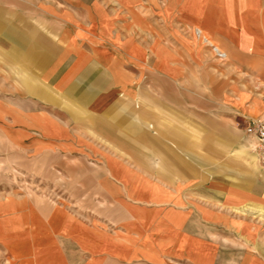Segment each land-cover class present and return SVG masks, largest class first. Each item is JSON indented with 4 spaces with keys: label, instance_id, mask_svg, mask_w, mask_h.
<instances>
[{
    "label": "crops",
    "instance_id": "0c3cea01",
    "mask_svg": "<svg viewBox=\"0 0 264 264\" xmlns=\"http://www.w3.org/2000/svg\"><path fill=\"white\" fill-rule=\"evenodd\" d=\"M0 45V143L88 200L0 196L17 263L264 264V172L195 158L264 115V0H0Z\"/></svg>",
    "mask_w": 264,
    "mask_h": 264
},
{
    "label": "rangeland",
    "instance_id": "374dc122",
    "mask_svg": "<svg viewBox=\"0 0 264 264\" xmlns=\"http://www.w3.org/2000/svg\"><path fill=\"white\" fill-rule=\"evenodd\" d=\"M3 37L4 36H1V38ZM6 38V43H13V35H7ZM41 38L51 39V37L48 36H42ZM198 42L200 45L204 46L200 42V38ZM2 45H0V48L3 49ZM214 45L217 46L216 44ZM212 57L217 65H224L227 63V60L223 62L216 60L213 54ZM0 58L3 59L4 55L0 54ZM13 70L14 68L12 67L0 66V75L3 77L4 75H8L9 71ZM255 102L257 101H252L251 105H255ZM215 122L230 123L229 126L231 130L229 133V140L222 141V137L215 132L212 150L213 155L209 158L210 160L208 162V158L205 159V145H199L198 153L195 157L198 161V167L200 168L207 164L209 166L208 169L211 171L232 172L239 169L238 166L240 163L247 172L259 171L258 168L264 172V168L259 167L255 162L256 165H254L253 159L251 160L247 155L249 152L250 139L246 132V127H243L244 125L238 119L232 117H220L217 120L215 119ZM201 138V134L199 133V141ZM203 143L206 144L204 141ZM50 159L51 158H44L42 161L36 163L22 162L20 156H18L15 151L0 143V196L31 192L38 197H45L51 204L59 202L76 208H78L81 203L88 201L84 195L71 194L73 191L71 183L75 182L74 180L63 179L60 174H56L57 170L61 171L67 168L68 164ZM75 170L85 171L83 168L79 167H76ZM6 200H10V197L6 198ZM14 213L13 210H9L6 204L0 203V264H20L16 262L18 257L21 254L29 252V244L18 241L19 230L16 228V225H12L14 222L12 214ZM24 213L26 216L23 215V218L26 220L28 218V213ZM19 222L20 221H18V223ZM26 264H29V262H26Z\"/></svg>",
    "mask_w": 264,
    "mask_h": 264
},
{
    "label": "built area",
    "instance_id": "2783aa9c",
    "mask_svg": "<svg viewBox=\"0 0 264 264\" xmlns=\"http://www.w3.org/2000/svg\"><path fill=\"white\" fill-rule=\"evenodd\" d=\"M193 32L196 38H200V42L210 49L216 60L222 62L227 60L226 54L215 46L199 28H194ZM246 132L250 139L249 154L255 159L259 167L264 168V115L251 120L246 126Z\"/></svg>",
    "mask_w": 264,
    "mask_h": 264
},
{
    "label": "bare ground",
    "instance_id": "6f19581e",
    "mask_svg": "<svg viewBox=\"0 0 264 264\" xmlns=\"http://www.w3.org/2000/svg\"><path fill=\"white\" fill-rule=\"evenodd\" d=\"M202 43V42H201ZM254 162L256 163L255 159H254ZM257 164V163H256Z\"/></svg>",
    "mask_w": 264,
    "mask_h": 264
}]
</instances>
